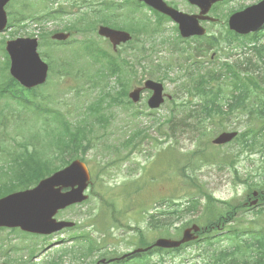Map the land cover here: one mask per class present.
<instances>
[{
  "label": "rangeland",
  "instance_id": "rangeland-1",
  "mask_svg": "<svg viewBox=\"0 0 264 264\" xmlns=\"http://www.w3.org/2000/svg\"><path fill=\"white\" fill-rule=\"evenodd\" d=\"M91 2H98L99 0H90ZM126 1V0H124ZM130 3H128L127 8H133V5H135V2L129 0ZM116 2L118 4H122L120 3L119 0H116ZM178 2V6H180V10L182 12L185 13H189L195 11L194 8L189 7L187 4H185L182 1H177ZM253 2H256V0H246V1H242V0H237L234 1L233 3L229 4L228 7L230 8H236L238 6H240L243 3H247V4H251ZM127 3V2H126ZM148 9V8H146ZM144 9L141 8L138 10L137 16L143 18L145 15L147 17H149L151 20H153L154 18L151 17V15L149 14V12ZM224 9H226L224 7ZM150 10V9H148ZM151 11V10H150ZM66 20V19H65ZM156 24V23H153ZM165 29V30H164ZM162 33L157 35L156 37H154V39L150 42L148 40L144 41V47L145 50L147 51V53L150 55V52L153 51H159L158 54L154 55L155 56V61L156 64H152L148 59H146L145 61H143L141 64H137L136 67H134V71L136 74V77L134 78V86H136V84H138L140 81V79L142 80L144 77V74L152 71L154 66L159 64H164L166 61H170V62H174V59H177V56L174 54L172 55L170 53V48H171V44H175L177 43L175 46L176 47H187V46H192L190 40L187 42H181L179 40H174V38L171 40V37L175 36V30L173 27V24L171 23H165L164 27L161 28ZM174 31V32H173ZM218 31L220 32L221 29H218ZM10 32L0 36V40L1 37L7 36ZM254 37V36H251ZM94 38L98 41L99 45H101L102 47L107 48V45L104 44L103 42H101V40H99L96 36H94ZM80 36H76V38H74V40H72V42L79 40ZM166 40V43H164L163 41ZM168 40H170V42L168 43ZM236 42H243V41H249V38H237L235 39ZM1 42V41H0ZM140 41L136 42L139 43ZM235 48L234 49H224L223 53L221 54V56H219V60L220 61H224L223 58H229L230 60L228 61L230 64H232L236 59H238L237 54L240 52V46L239 45H234ZM70 48L66 47V46H60L59 50L62 53V57L64 59V61H70L72 56L70 53ZM123 50L125 51V56L128 55V53L130 52L131 48L127 47L124 48ZM211 55V54H209ZM209 55H207L205 57V61H209ZM237 57V58H236ZM3 60V55L0 52V62H2ZM73 67H76V71L78 72H88L90 70L89 64H88V60L83 57V56H76V64L72 65ZM162 66V65H161ZM149 67H151L149 69ZM135 68H137V70H135ZM262 69L264 70V66H262ZM148 70V71H147ZM261 73V72H260ZM180 73H176L175 70L170 71L169 76L171 79H174L175 77L179 76ZM261 75H263V73H261ZM148 77H151V75L149 74ZM264 77V76H263ZM144 80V79H143ZM180 81V78L178 79ZM225 82H222L221 85H224ZM166 85V91L169 95H175L176 93L174 92L176 90V87L174 88V84L171 82H165ZM167 94V95H168ZM24 96L26 98H28L30 101H33V98L27 96L26 94H24ZM41 98L38 97L37 101H40ZM81 100H82V95L79 96L77 102H76V106L78 108L82 107L83 105L81 104ZM5 102H10L7 99H2L0 98V107L2 105H4ZM64 102L68 105V104H75L73 98L71 96H67L64 98ZM12 104V103H11ZM37 104V103H35ZM167 105V103L165 104ZM13 108H15V106L13 105ZM142 108V109H141ZM40 109H46L44 106L40 105ZM142 110L143 112L145 111L143 109V106H139L137 108L131 109L129 111H127L126 113H124L122 111V108L117 107L116 109L113 110L114 115L112 114V118H114V120L110 121V125L108 128L104 129V130H99L97 133H95L96 136H102L103 138L101 139H95L94 142L96 143V146H100V144H110L113 146H116L122 138V134H120V132H124L127 133L128 132H132L133 129L131 127H133L134 125H138V129H145L147 131V139H143L140 143L139 147V154L137 155V157L131 156L130 158H135V161H127L126 159H123L121 161L120 165V169H117V172L119 173V182H121L124 178H126L127 176V168L130 169L132 168V166L134 164H138L139 165V176L140 178V182L139 184L136 185L135 182L127 179L126 182L124 184H122V188L121 191L118 192V188H115L114 190V196L113 198L111 196H109L110 190L109 188L105 187L104 185H102V183L98 180H95L91 187H89L87 194L89 195L90 200L87 203H92L94 202V198H112V202L110 204V210L109 212L105 213V226L104 227H108L110 225V223L116 218V213L119 210H123V208L125 207V203L128 201L127 198H123L121 201L117 200V198H121L122 195H129L130 192H138V193H145L146 195L149 193V191L147 190H140L139 188H148L150 186H152L153 184H158V183H162L164 182L165 179H167L169 176H174L175 178L178 177L177 176V168L179 165L182 166V168L186 169L188 172L189 176H193L195 178V181L197 182V184L201 187V189L206 192V193H213L216 197L218 198H225L228 199L230 198L233 194L234 191L233 189L235 188V175L233 174L232 170H225L222 172H219L217 170V166L214 164H209V163H205L203 162V158L204 157H209L211 155L214 156H218L221 153H223V155L225 154L226 157H230L232 152H229L226 148H228L230 150V148L233 150H239V147L234 143L231 144L230 146L224 147L223 149L221 148H214L211 145V142L209 143V145H206V140L209 139V141H211L215 136L218 135L219 132H221L222 129H228V128H233L234 126L238 127V131L239 132H243L244 131V127H243V121H244V117H240V113L236 116H234L233 118L230 119V121L228 123L223 125L221 124H217V123H209L207 125V122H205L206 125V131L207 134L205 137L198 138L196 137V140H192L190 139V137L188 138H184L182 136L177 137V138H173V139H169L168 137L165 139V141L170 140V145H158L157 147H155L156 144H163V136L159 135L156 132V128H157V120H159V122L164 123L167 118H168V111H167V107L166 108H161L159 111H154V116H140L137 117L133 120L132 116L130 115L131 112H134L135 110ZM79 110V109H78ZM23 113L21 114L22 119H32L34 120V115L27 111H22ZM3 116H7V118L11 121L10 124H8L7 129L9 134H12V132L14 131V129H16L18 126L21 127V122L18 120V116L19 113H15L14 111H9L8 113L3 114ZM44 119L45 120H50L52 117L49 115L44 114ZM155 119V120H153ZM133 120L132 125L129 126L130 122ZM217 120V119H216ZM219 121V120H217ZM42 119L41 117H39L37 120L35 121H29V123L35 128L39 125L42 124ZM238 123H240V125H238ZM30 124L26 125V131L30 132L31 134L36 133V130L31 127ZM51 125V130L49 132H54V133H58L59 132V127H58V123L56 121H52L50 123ZM167 125L164 124L162 127V130H166ZM229 130V129H228ZM88 131V129L86 130ZM102 132L104 133L103 135ZM113 136V137H111ZM181 145V146H180ZM174 146L175 148L171 147ZM180 146V147H179ZM187 150H189L187 153H191V152H201L203 157L201 158V156H197L195 155L194 157H191L190 155H186V153L184 151L178 150V147L181 149V147H183ZM231 151V150H230ZM121 156L125 157V154L122 153L120 154ZM91 157V153H88L86 156V159L89 160ZM129 158V159H130ZM256 158L257 156H253L252 163H247L243 162L242 160V165L243 167H238L239 169V173L241 175H244L243 170L249 171L251 169L252 174L254 173V169L259 165L258 162H256ZM133 167H137V165L133 166ZM191 167L194 168L193 171H191ZM243 169V170H242ZM189 170V171H188ZM114 171V170H113ZM104 177L107 179L108 176L104 175ZM223 177L224 182H221V178ZM230 183V185L232 186V190L227 186V181ZM194 181V183H195ZM190 181H182L180 180L178 187L176 186V196L182 195L181 197L178 198H203V196L199 193L198 189L196 186H194ZM170 184H174V181L172 180V182ZM197 185V186H198ZM157 186L155 185L154 188H156ZM162 188L166 189L167 188V184H163ZM236 191L242 195V191L240 187H236ZM190 194H192V197H190ZM92 195L94 196V198L92 197ZM187 200V199H186ZM100 210V204L99 202L95 203V208L92 211V208H88L89 214L95 216L99 213ZM241 215V214H240ZM245 217H243L244 222H249V220H253L254 217L251 216L250 214H244ZM62 219L63 220H71L76 222L77 219V223L80 222L79 216L76 212V210L74 209H70L67 210L65 212L62 213ZM190 219V221H197L199 223L202 222V220L204 219V215L202 212V206L198 207V210L195 213H190L189 215H183L181 220L177 223V224H181L182 222L185 223ZM259 222V218L257 217L254 222H252V228L255 227V225ZM230 227V226H229ZM87 231V230H86ZM72 231H64L62 235L66 236L69 235ZM214 235V234H213ZM217 235L221 236V240L218 242L219 244H223V243H228L229 241L227 239H225L223 237V235H226V232H219ZM216 235V236H217ZM22 237H30L31 239L33 238V236H26L25 234H22L21 232L15 230H11V229H0V253H7L8 250L5 249V247L7 245H9V248L12 249H22L23 251L28 250V247L26 245H30L31 242L28 239H24ZM211 241L213 243H217V237L214 239H211ZM25 244H24V243ZM34 242H39L40 245H42V247L38 250V253L35 254V260L36 262L40 261L41 259L43 260L46 254H51L54 252V249L48 250V248L46 247V237H38V239ZM33 243V242H32ZM49 244L50 241L48 242ZM44 250V251H43ZM194 250L191 251V253H193ZM15 254L17 253V251L15 250L14 252ZM7 259V263H11L13 262L12 259L10 257H6ZM28 255L27 253H23L22 255V260H28ZM2 258H0V264L2 263ZM14 264H19V263H14Z\"/></svg>",
  "mask_w": 264,
  "mask_h": 264
},
{
  "label": "trees",
  "instance_id": "trees-1",
  "mask_svg": "<svg viewBox=\"0 0 264 264\" xmlns=\"http://www.w3.org/2000/svg\"><path fill=\"white\" fill-rule=\"evenodd\" d=\"M82 4H85V2ZM224 7L226 8V11L227 6ZM215 10H219L218 5L215 7ZM231 13L232 12L228 13V15ZM164 19L165 18L163 17L156 19L158 29H154L152 31L143 30V33H145L148 38L154 37L158 33V30H160L161 23ZM141 24L146 25L144 22H141ZM135 31L142 33V26H139L137 23ZM228 34L229 37L231 34L233 40H235L234 37H237L234 33H232V31L228 32ZM254 49L256 55L259 56V58H262L264 54V46H256ZM141 51H144V49L142 48ZM106 59L108 67L104 74L116 77L118 84L122 85L124 83L126 67L129 64L124 61L123 64L119 63L115 58L109 55ZM225 69L227 76H230L231 78L234 77L232 80L233 83L231 84L233 92L229 91V94L225 95L220 87L216 90H209L204 83L206 81V77H199L198 79L203 82L201 84H192L193 97H197L198 100L195 99L191 102V104L194 103L191 109H189L186 104L184 105V108L181 102L178 103V109H172V112L175 111L176 116L174 118L171 117V119L168 120L172 122V127L169 131H171V134L176 136V138L182 136L187 138V140L189 137L192 140L196 137L202 139L207 134L204 124L207 119H210L211 123L217 124H220L221 121V124L224 127V124L228 123L231 118L239 113L242 115L244 111H248L249 114L246 120L247 125H258L260 128L257 129V131H252L247 128L244 132L245 134L240 140L241 146L250 149L251 151L256 147L264 149V144L260 142L261 138H264V96L262 95L264 91H260L259 88H255L257 92L254 106L247 105L246 102L249 98V94L248 92L246 94L244 92L241 94L242 84L239 81V74L242 72V69H234L231 65H226ZM107 86L108 82L105 81L104 87ZM225 90L228 91L226 87ZM234 91L238 93L236 94ZM9 111L10 110H8L7 106L0 107V178L7 177L12 174L13 180L15 181L12 184H10L11 181L3 183L0 182V197L16 190L33 187L42 178L50 175L58 169L56 161L59 160L55 157H49L46 148L44 147V143L41 142L39 144L32 136L27 137L25 133L20 132V134H12L13 137H11V134L9 135L7 132V126L11 121L7 118V116H3V114L8 113ZM222 130H225V128ZM138 132L139 134L137 135H140L141 131ZM158 132L159 134H162L160 130H158ZM143 137L144 139L147 138V134L144 133ZM69 140V145H73L74 138H70ZM195 155L200 157L202 156V153L200 151L195 152V154L194 152L191 153V157H194ZM206 160L208 161L209 157L206 158ZM229 161L230 160L224 159V165L229 164ZM230 164L232 165V163ZM193 169L194 168L191 167V170ZM184 171H186V169L179 165L177 168V174L182 172L180 177L193 183V178L184 173ZM256 189L257 191L264 192V183L249 186L248 192L250 193L252 190ZM206 198H211V196L206 195ZM205 216L209 223V227L218 220L217 216L213 212V209L211 210L210 208L207 209ZM154 225L156 227H160V225L169 227L170 223L169 221H158ZM50 264H56V262L52 261Z\"/></svg>",
  "mask_w": 264,
  "mask_h": 264
},
{
  "label": "water",
  "instance_id": "water-1",
  "mask_svg": "<svg viewBox=\"0 0 264 264\" xmlns=\"http://www.w3.org/2000/svg\"><path fill=\"white\" fill-rule=\"evenodd\" d=\"M3 1L1 0V2ZM138 1H144L154 10L171 17L178 24L181 35L183 37H191L192 35L203 34L198 22L205 20L206 17L204 15L210 10L211 6L222 0H187L199 8L200 14L196 17L176 13L169 9L162 0ZM263 23L264 1L241 13L232 15L228 25L231 30L246 34L255 31ZM0 24H4L3 16L0 17ZM100 34L109 38L114 48L118 44L130 40L127 34L109 29H100ZM65 38L64 35H56V39L62 40ZM7 50L13 60L11 73L15 78L33 77L39 73L34 41L20 40L15 43H8ZM145 88L151 89L153 93L149 100V106L153 109L161 105L163 102L161 86L148 81L145 83ZM140 91L138 89L130 94V98L134 102L139 100ZM235 136V133H221L212 143L217 146L224 145ZM78 175H76V166H73L68 172L57 174L52 179L41 182L33 190L16 193L0 200V226L21 227L24 230L39 234H50L64 227L72 226V224L65 222L57 223L52 217L59 209L80 203L86 199V196H83V189L86 185L84 179H76ZM76 184L79 186L78 189H74ZM63 187H72V190L63 194L61 193V188ZM252 204H255V202ZM197 231L198 228L193 226L184 232L180 242L166 239V241L159 240L155 245L164 248H176L185 242L195 239L193 232Z\"/></svg>",
  "mask_w": 264,
  "mask_h": 264
},
{
  "label": "flooded vegetation",
  "instance_id": "flooded-vegetation-1",
  "mask_svg": "<svg viewBox=\"0 0 264 264\" xmlns=\"http://www.w3.org/2000/svg\"><path fill=\"white\" fill-rule=\"evenodd\" d=\"M64 90V88H63ZM176 116L175 111H171V117L174 118ZM90 169V168H89ZM96 199V198H94ZM152 201L156 202L154 206L156 207V215H158L157 219H160L162 222H167L169 218L171 219L173 217L172 225L171 227H167L165 225H160L157 229H153L149 226H147V230L145 227H140L139 231L136 230V242L132 244H123V243H114L110 239L109 236H106V233L104 232V228H92L94 231L100 230V232L103 234V237H106V239L99 238V241L101 242V246L99 247L100 250H104L107 247H116V250H119V246L121 249L126 250V253L134 252L140 249H146V251H143V253H131L127 257L129 264H137L139 262H142L144 260L147 261V264H192L193 261V254L191 253L192 248L199 247V241L203 237L202 236V223H198L197 221H190V219L181 224H177L183 215H189L190 213H185L187 208L185 210H182V207L186 206V203L179 206L180 213L178 214V210L176 209V212L174 213V205L172 202V198H153L152 200L147 201V205H145V208H151ZM181 202V200H179ZM184 203L185 201L182 200ZM141 206H136L133 214L135 215V219L138 221L140 216L139 213L141 211ZM191 213H195L192 211ZM178 214V215H177ZM155 220L154 218H149V220ZM224 219V218H223ZM171 221H169L170 223ZM198 224L200 227V232L198 233V239L195 242H189L186 244L181 245L178 248L175 249H160L157 247L152 246L154 242L164 237L165 235H168L166 232H169L168 238H171L173 240H180L182 238V235L184 231L188 228H190L192 225ZM145 230L147 231V238L145 235ZM62 242L55 243V246H58ZM147 243V244H145ZM94 244H97L96 242ZM102 254V252H101ZM100 254V255H101ZM207 252H203L202 254L197 255L200 259L203 258V264H212L211 260L207 256ZM99 255V256H100ZM98 256V257H99ZM118 255H103L100 258L96 259L94 264H112L113 259H117ZM131 258V260H130ZM237 260L235 258H217V264H237Z\"/></svg>",
  "mask_w": 264,
  "mask_h": 264
},
{
  "label": "bare ground",
  "instance_id": "bare-ground-1",
  "mask_svg": "<svg viewBox=\"0 0 264 264\" xmlns=\"http://www.w3.org/2000/svg\"><path fill=\"white\" fill-rule=\"evenodd\" d=\"M212 93V92H211Z\"/></svg>",
  "mask_w": 264,
  "mask_h": 264
}]
</instances>
